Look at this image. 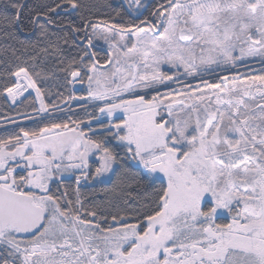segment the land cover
Wrapping results in <instances>:
<instances>
[{
    "label": "snow or ice",
    "instance_id": "1",
    "mask_svg": "<svg viewBox=\"0 0 264 264\" xmlns=\"http://www.w3.org/2000/svg\"><path fill=\"white\" fill-rule=\"evenodd\" d=\"M0 96V264H264V0H3Z\"/></svg>",
    "mask_w": 264,
    "mask_h": 264
},
{
    "label": "trees",
    "instance_id": "2",
    "mask_svg": "<svg viewBox=\"0 0 264 264\" xmlns=\"http://www.w3.org/2000/svg\"><path fill=\"white\" fill-rule=\"evenodd\" d=\"M0 2H3V0H0ZM47 67H48V69H51L53 67V63H49L47 65ZM254 67H260L259 62H255L251 65L252 69ZM240 71L244 72L245 70L241 69ZM257 74H259L258 71H257ZM49 84H51V81L49 82ZM53 91H55V89H53ZM74 93L77 96L80 95V93L77 90ZM64 94H65V96H67L68 92L65 91ZM17 103H18L17 105L13 106L10 104L9 101H5L4 97L0 96V123L3 122L2 117H4V116H13V117H16L17 119H19V117L16 115L17 113L31 112V108L28 105L21 104L20 101H18ZM24 123L28 127H35V125L31 124L30 122L25 121ZM5 128L9 129V132L6 133ZM12 131H18V129H15V127L11 124H5L4 127H0V138H3L4 136L10 134ZM99 187H103V185L98 186V188Z\"/></svg>",
    "mask_w": 264,
    "mask_h": 264
},
{
    "label": "flooded vegetation",
    "instance_id": "3",
    "mask_svg": "<svg viewBox=\"0 0 264 264\" xmlns=\"http://www.w3.org/2000/svg\"><path fill=\"white\" fill-rule=\"evenodd\" d=\"M79 89H80V86L77 85V91L80 93V95H84V94H86V93H84V92L79 91ZM99 186H100V185H99Z\"/></svg>",
    "mask_w": 264,
    "mask_h": 264
},
{
    "label": "rangeland",
    "instance_id": "4",
    "mask_svg": "<svg viewBox=\"0 0 264 264\" xmlns=\"http://www.w3.org/2000/svg\"><path fill=\"white\" fill-rule=\"evenodd\" d=\"M101 43H102V42H101ZM105 47H106V46H105ZM253 70H257V71H258V70H259V67H254ZM73 94L76 95L75 93H73ZM27 95H28V93L25 94V96H27ZM33 95H35V94L33 93Z\"/></svg>",
    "mask_w": 264,
    "mask_h": 264
}]
</instances>
